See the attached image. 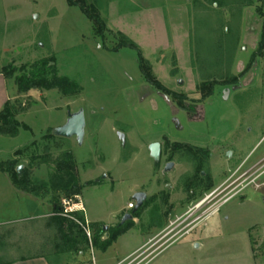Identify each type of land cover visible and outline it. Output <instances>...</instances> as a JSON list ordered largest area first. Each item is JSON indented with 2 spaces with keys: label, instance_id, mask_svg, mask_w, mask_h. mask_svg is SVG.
Masks as SVG:
<instances>
[{
  "label": "rangeland",
  "instance_id": "1",
  "mask_svg": "<svg viewBox=\"0 0 264 264\" xmlns=\"http://www.w3.org/2000/svg\"><path fill=\"white\" fill-rule=\"evenodd\" d=\"M83 2L104 37L69 0H0V73L13 75L10 103L26 109L19 135H0V162L23 167L33 190H12L0 173V264H89L92 252L96 264H116L149 235L153 249L166 248L146 264H264V0ZM43 60L77 91L19 94L15 79ZM79 110L83 145L48 133ZM156 142L165 145L159 163L149 152ZM139 192L147 205L108 249L92 231L88 244L65 245L55 208L82 203L85 223L110 231Z\"/></svg>",
  "mask_w": 264,
  "mask_h": 264
},
{
  "label": "trees",
  "instance_id": "2",
  "mask_svg": "<svg viewBox=\"0 0 264 264\" xmlns=\"http://www.w3.org/2000/svg\"><path fill=\"white\" fill-rule=\"evenodd\" d=\"M70 5L72 6H80V8L89 16V18L94 23L95 33L104 37L105 34V23L100 18V16L91 12L86 8L83 0H69ZM126 47L135 48V45L132 43L123 44ZM260 48H264V17H263V25L261 32V41ZM142 57L140 58V67L143 72L145 79L153 86H159L158 82L152 80L149 71H146L142 64ZM2 74L5 79H13L12 74ZM15 83L18 89L19 94H25L30 92L31 90L36 89H45V90H62L65 95L74 94L77 91L76 84H69L68 79H61L57 76V72L51 66V62L47 60H43L39 63H36L32 66L31 71L29 73H24L20 77L15 79ZM68 87V88H67ZM26 109H19L13 106L10 102H8L4 109L0 112V135L9 136V137H17L20 132V128L23 127L16 120V116L20 114V112H25ZM48 133H52V130H49ZM0 172H4L9 174L12 177V181L14 186L25 193H33V190L28 186L27 179H25V175L28 176L30 173L26 172L22 176L18 175L16 172V168L14 163L11 161L0 162ZM74 187L78 186V183L75 181L73 183ZM80 196L78 192H69L68 197H78ZM62 210L55 208L54 213L55 216H59L62 214ZM78 221L81 223H77L74 220H70L69 217L62 218V228L64 229L63 238L65 245L69 248H75L77 245L81 244V242L88 244L89 239L85 233L83 226H85L84 216L80 215L79 212H75L72 214V217H76ZM133 222H128L125 225L119 226L116 229L105 231V227L101 223H91L89 225L90 230L93 232V243H100V248L103 250L108 249L114 242L118 240L119 237L123 236L130 230ZM83 225V226H82ZM106 236V239L102 241V239ZM77 255L82 256L84 252H77ZM11 264V263H7Z\"/></svg>",
  "mask_w": 264,
  "mask_h": 264
},
{
  "label": "crops",
  "instance_id": "3",
  "mask_svg": "<svg viewBox=\"0 0 264 264\" xmlns=\"http://www.w3.org/2000/svg\"><path fill=\"white\" fill-rule=\"evenodd\" d=\"M7 81L8 80L5 79V77L3 75H0V112L4 109L5 105L8 102H11L13 100L7 94ZM0 173L3 174L7 178L6 182L11 187V189L17 190L15 188L14 184L12 183L9 175L7 173H4V172H0ZM17 192H19V191L17 190ZM78 205H79L78 208L79 207L84 208L82 203L78 204ZM91 223H100V221L90 222V224ZM128 232H126V234ZM155 237H156L155 235L154 236H150V235L147 236L145 242L142 245H140L136 250H134L132 253L128 254L125 258H123L122 260H120L116 264H132L130 262V260L133 258L135 260L134 264H146L147 262L154 259L158 254L161 253V251H163L166 248V247H161V248L153 249L154 247H153L152 243H153ZM261 239H262V241H260L261 242L259 244L260 246H261V244H264V232L262 234ZM254 248H255V246H253V242H252V250H253V253L255 255V251H254L255 249ZM10 263L11 264H60L59 262H53L51 259H49L45 256L25 258V259H21V260L10 262Z\"/></svg>",
  "mask_w": 264,
  "mask_h": 264
},
{
  "label": "water",
  "instance_id": "4",
  "mask_svg": "<svg viewBox=\"0 0 264 264\" xmlns=\"http://www.w3.org/2000/svg\"><path fill=\"white\" fill-rule=\"evenodd\" d=\"M180 84H183L181 81ZM86 133V117L84 110H79L76 113H70L67 123L64 126L58 127L52 130V135L59 138L72 139L76 138V141L79 145H83ZM119 137L123 143H125V136L120 133ZM150 157L155 161H160L161 157V145L159 143H153L149 146ZM231 153H228V157H231ZM173 164H169L166 172H169ZM23 167H18L16 172L18 175H21ZM147 195L145 193L136 194L133 196V200L137 202L135 210L131 213H127L123 220L122 224L127 221L133 220L134 213L142 207L143 203L146 201ZM107 230L108 228L105 227Z\"/></svg>",
  "mask_w": 264,
  "mask_h": 264
},
{
  "label": "flooded vegetation",
  "instance_id": "5",
  "mask_svg": "<svg viewBox=\"0 0 264 264\" xmlns=\"http://www.w3.org/2000/svg\"><path fill=\"white\" fill-rule=\"evenodd\" d=\"M156 143H159V142H156ZM160 145H161V157H160V161L162 160V156H163V152H164V149H165V145H163V144H161V143H159ZM170 146H173V147H178V143H172V144H170ZM228 153H230V152H228ZM228 153L226 154L227 156H228ZM232 155V154H231ZM160 161H158V162H155V163H159ZM169 164H173V167L171 168V170L169 171V172H166V169H167V167H168V165ZM175 169V163L173 162V161H169L168 163H166V165H165V167H164V171L166 172V173H170V172H172L173 170ZM204 176V173H201V177H203ZM232 186L233 185H230V186H228L226 189H224L219 195H222V194H224V192H226L227 190H229L230 189V191H229V193H227V194H231L236 188H232ZM168 188H170V186H168ZM232 188V189H231ZM140 193H143V192H139V193H136V194H140ZM135 194V195H136ZM146 194V193H145ZM147 195V194H146ZM147 199H148V197H147ZM147 199H146V201H147ZM144 202L143 203V205H142V207L141 208H139L135 213H134V215H133V220H131V221H133L134 222V220H135V215H139V213L141 212V211H143V209L145 208V206L147 205V202ZM135 203L136 204H134V208H133V211L135 210V208H136V206H137V202L135 201ZM133 211H128L127 213H131V212H133ZM126 213V214H127ZM125 214V215H126ZM124 215V216H125ZM124 216L121 218V221H120V224L118 225V227L119 226H122V225H125V224H127L128 222H131V221H127V222H125L124 224H122V220H123V218H124ZM105 227V226H104ZM109 229H105V231H108ZM160 235H157V237H159Z\"/></svg>",
  "mask_w": 264,
  "mask_h": 264
},
{
  "label": "built area",
  "instance_id": "6",
  "mask_svg": "<svg viewBox=\"0 0 264 264\" xmlns=\"http://www.w3.org/2000/svg\"><path fill=\"white\" fill-rule=\"evenodd\" d=\"M64 205H65V206H69V205H70V202H64ZM78 206H79V205H76V204L73 205V207H70L69 209H66V210L64 211V213H62V215L65 216V217H69V218L73 219V218H72V214H73V213H75V212H85V210H84L83 207H79V208H78ZM133 208H134V203L130 204L129 207H128L129 210H131V209H133ZM80 225H81V224H80ZM82 226H83V225H82ZM83 228H84V230H85V233H86L88 239L91 241L92 234H91V230H90V228H89V225H88V224H85V226H83ZM89 264H96V261H95V258H94V254H93V252H92V257H91V259H90Z\"/></svg>",
  "mask_w": 264,
  "mask_h": 264
}]
</instances>
